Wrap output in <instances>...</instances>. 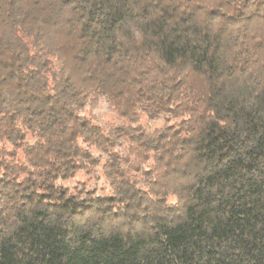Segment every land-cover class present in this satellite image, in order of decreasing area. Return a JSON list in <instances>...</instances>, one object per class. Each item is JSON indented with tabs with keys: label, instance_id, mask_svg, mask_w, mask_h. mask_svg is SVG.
I'll use <instances>...</instances> for the list:
<instances>
[{
	"label": "trees",
	"instance_id": "16d2710c",
	"mask_svg": "<svg viewBox=\"0 0 264 264\" xmlns=\"http://www.w3.org/2000/svg\"><path fill=\"white\" fill-rule=\"evenodd\" d=\"M207 2L61 0L47 25L77 53L62 76L52 59L27 67L37 16L0 0L23 45L8 80L27 90L8 116L21 143L0 147L27 173L9 179L0 159V264H264V0ZM81 89L94 103L73 110ZM102 101L115 121L94 115ZM96 171L129 188L161 179L120 197L64 186Z\"/></svg>",
	"mask_w": 264,
	"mask_h": 264
},
{
	"label": "clouds",
	"instance_id": "9594fccd",
	"mask_svg": "<svg viewBox=\"0 0 264 264\" xmlns=\"http://www.w3.org/2000/svg\"><path fill=\"white\" fill-rule=\"evenodd\" d=\"M194 2L201 3L204 8L211 7L208 4L207 0H194ZM61 0H22V3L18 4V8H22L24 11H32L37 16V20L34 26V30L29 34V39L32 35L36 34V31L40 32V42L37 47H31L27 51L22 53L23 56H31L33 53H37L36 59L33 63L27 67L35 69L38 65L42 64L46 59H52L54 65H50L52 71L59 72L63 67L62 76L74 75L73 66L74 60L73 57L77 55L75 51H71L76 45L75 35L68 36L67 34L61 33L59 28H51L47 25L49 16H52L60 8ZM6 9L5 16H8V4H4ZM55 18V17H53ZM63 17L62 19H66ZM18 19V17H13L11 20H6L4 23L0 24V117L3 119L0 120V147L6 148L8 152L13 151V144L19 145L21 142L16 138L15 129L19 128V121L8 120V116L16 112L18 105L16 100L19 98L22 91H27L26 89L21 90L16 87V80H8L10 72H15L16 68L12 67L13 64H19L22 61H17L16 54L22 51V43L17 39L19 36V31L16 27L12 26L13 21ZM23 43H27L24 41ZM47 54V55H46ZM62 62L56 60V56L62 55ZM17 76L20 75L19 72L16 73ZM47 91H51L49 88ZM82 95H86L87 99L81 100L77 98L76 103H70V107L73 110H76L77 104L90 105L94 103V96L88 95L82 89L80 90ZM66 99V98H65ZM65 99L61 100V104L65 103ZM90 111V108L85 106L82 111H78L79 115H86ZM99 112V109L96 110ZM95 115V113H94ZM161 119L159 123H163V119L167 118L166 113H161ZM189 116L192 119H195V114L188 113L181 115V119H189ZM96 121H93L95 123ZM175 122V121H173ZM11 139L12 143H9ZM35 141L29 140L23 144V149H28L30 144H34ZM43 143V141H41ZM145 155H149L145 153ZM153 155H158L153 154ZM0 159H3L6 164L10 165L8 169V178L12 179L13 177H19L24 179V176L27 173H22L19 168H13L11 165H15L17 162L22 161L24 157L21 155L15 159H9L7 152H0ZM31 159V157H29ZM50 160H54V157H48ZM126 167V166H125ZM32 171H42L43 169H30ZM4 174V169L0 168V175ZM63 174L62 172L60 173ZM95 176L100 177L98 183L102 191L99 192L100 195L108 194L112 196H125L131 191L139 188L143 192L148 193L149 189L152 187L151 180H160L159 175L150 177L148 181H145L141 178V182L131 186L130 188L126 185H121L118 181L106 180L101 175L99 171L94 173ZM139 175V174H137ZM89 180L90 177H85L83 172L79 173L76 176V180ZM49 183H55L57 186L64 184L63 181L56 179L55 181L49 180ZM111 184V187L108 185ZM64 186H75L74 182L69 180ZM92 186L91 184L89 185ZM78 187V186H77ZM103 189H107L105 193ZM127 189V192L125 191ZM127 202V201H125Z\"/></svg>",
	"mask_w": 264,
	"mask_h": 264
},
{
	"label": "rangeland",
	"instance_id": "374dc122",
	"mask_svg": "<svg viewBox=\"0 0 264 264\" xmlns=\"http://www.w3.org/2000/svg\"><path fill=\"white\" fill-rule=\"evenodd\" d=\"M97 109H99V112H97L96 110ZM95 111H94V113H95V115H97V117L100 119V120H102V121H115V116H114V114L112 113V111L108 108V106H107V104L104 102V101H102L101 103H100V105H99V107L97 108ZM142 122H144V119H143V121ZM153 124H161V123H159V121H155ZM71 181H73L74 182V185L75 186H68V187H70V188H75V187H80V184H79V182H85V183H87V186H89L90 184L92 185V186H95L98 190L99 189H101L100 188V186H99V183L98 182H94L93 180H84L83 178L81 179V180H76V178L75 179H73V180H71ZM99 181V180H98ZM67 183V182H66ZM65 183V184H66ZM104 191H107V189H104Z\"/></svg>",
	"mask_w": 264,
	"mask_h": 264
}]
</instances>
